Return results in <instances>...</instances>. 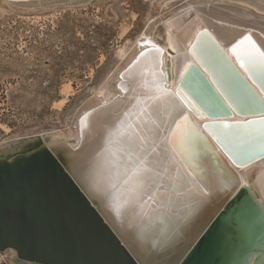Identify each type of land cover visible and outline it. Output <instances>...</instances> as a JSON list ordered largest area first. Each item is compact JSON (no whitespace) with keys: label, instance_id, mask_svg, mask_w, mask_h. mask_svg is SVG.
<instances>
[{"label":"water","instance_id":"obj_1","mask_svg":"<svg viewBox=\"0 0 264 264\" xmlns=\"http://www.w3.org/2000/svg\"><path fill=\"white\" fill-rule=\"evenodd\" d=\"M245 37L253 41L246 34L230 51ZM161 52L152 48L127 67L118 84L123 97L80 109L73 123L77 143L39 141L28 155L0 160V254L14 251L25 264H264V207L225 159L249 167L250 183L264 167V150L254 139L262 133L256 121L264 114V70L242 68L245 77L236 56L237 65L201 28L189 49L196 63L179 81L212 119L200 127L189 106L164 88ZM148 55L156 61V81L144 69ZM211 56L239 74L228 96L213 89L221 103L235 105L215 115L205 110L196 86L185 87L189 74L208 80L201 61ZM245 95L256 97V107L248 108ZM235 115L253 123L231 121ZM185 116L199 132L187 139L193 161L174 140Z\"/></svg>","mask_w":264,"mask_h":264},{"label":"rangeland","instance_id":"obj_2","mask_svg":"<svg viewBox=\"0 0 264 264\" xmlns=\"http://www.w3.org/2000/svg\"><path fill=\"white\" fill-rule=\"evenodd\" d=\"M199 2L264 18V0H0V148L73 131L148 25L163 38L164 20Z\"/></svg>","mask_w":264,"mask_h":264},{"label":"bare ground","instance_id":"obj_3","mask_svg":"<svg viewBox=\"0 0 264 264\" xmlns=\"http://www.w3.org/2000/svg\"><path fill=\"white\" fill-rule=\"evenodd\" d=\"M162 26L164 30L163 38L160 36L159 27L151 26V24L148 25L146 31H144L134 43L129 54L124 55L125 57H123L122 64L109 76L101 89L96 93L94 99L90 101L88 105L84 106L82 112L106 104L118 96L123 97L124 93L118 86L123 72L141 54L146 53L152 48H159L162 51L161 71L167 78L164 88L168 91H172L178 98H181V96L184 97L182 100L189 106L187 112L193 118L195 123L201 127L203 123L211 121L212 119H209L200 109L196 108L190 102L188 96L179 87L181 73L184 71L185 67L191 63H196L195 59L189 52V49L196 36L199 34L200 29L206 28L236 65V59L230 51V46L244 35L249 34L257 46L264 51V18L253 16L250 12L225 6L220 3L199 2L196 4H190L189 6L187 5L184 9L172 13L167 17ZM201 40L203 41L202 37ZM155 66L156 61L153 59L152 55H148L144 61V69H147V71L149 70L151 76L150 79H152V81H156V76L153 71ZM238 67L246 77L245 71L240 66ZM168 72L170 73V77L167 76ZM255 89L257 90V87H255ZM257 92L259 93L258 90ZM176 110L177 109H175L174 113H176ZM250 118L251 117L235 115L233 119L230 120L244 121ZM261 132L260 138L258 136H255V138L253 137L254 139L259 140V142L264 138V128H262ZM227 136L229 141L236 138L235 132L230 133ZM174 140L180 147L181 152L185 155L186 159L188 161H193V153L190 150L187 139L178 143L179 137L175 135ZM39 141L41 142V146H47V141H52L53 143H65L68 141L69 143L75 144L78 142V138L76 137L73 128V131L65 130L63 132H51L48 136L39 134L17 140L15 139L9 142L8 147L0 148V160L13 161L17 156L28 155L38 148L36 144ZM225 159L229 166H231V168L240 176L241 185L252 189L264 207V167H262L250 183L248 180L249 167L238 168L233 166L227 158ZM144 177L141 176L142 180L146 178ZM186 178H188V173L186 174ZM200 190L204 193L202 187H200ZM190 194H192V198H198L197 196L195 197V194H193L192 191ZM189 203L195 202L190 201ZM7 255L11 256V264H25L16 258L17 254L14 251L7 253Z\"/></svg>","mask_w":264,"mask_h":264},{"label":"snow or ice","instance_id":"obj_4","mask_svg":"<svg viewBox=\"0 0 264 264\" xmlns=\"http://www.w3.org/2000/svg\"><path fill=\"white\" fill-rule=\"evenodd\" d=\"M245 44H248L249 47L248 50L242 54L240 50ZM231 51L233 55L236 56L237 62L240 64L241 68L248 70L250 73L254 66H258L261 70H264V51L258 48L255 42L251 41L250 37H245L244 40L233 45ZM201 63L204 65V69L206 70L205 75L208 76V80L205 81L199 73H195L194 75L189 74L188 79L185 81V87L189 89V91H191L193 86L198 88L199 98L204 101L205 110L208 111L210 115L221 113L224 110L225 104L235 106L231 103L230 99L224 100L223 103H221V98L213 92V89H216L217 92H223L225 96H228V89L238 87L237 80L239 79V74L226 69L222 61L215 56H211L207 62L202 60ZM190 67L191 65L185 67L184 71L181 73V79H184V73H188ZM250 78L255 80V74ZM259 84L261 88L259 96L261 99H264V79L260 80ZM181 99H184V97L181 96ZM245 101L249 109L256 107L257 99L255 96L245 95ZM177 108H179V105H177ZM256 122L264 128V114H262ZM243 123L250 125L253 122L245 120ZM223 126L226 128L232 127L231 124H224ZM176 129L177 131L173 134L179 137L178 143L190 139L192 136H199L198 130L190 125L188 117L186 116L183 118L182 123L176 125ZM217 139L220 140V145L224 148L225 152L231 155L227 143L220 139V137H217ZM260 147L264 150V138L261 140ZM193 179L195 178L193 177Z\"/></svg>","mask_w":264,"mask_h":264}]
</instances>
